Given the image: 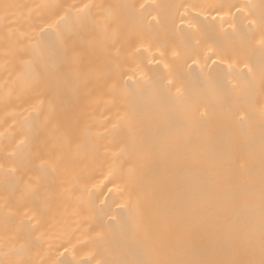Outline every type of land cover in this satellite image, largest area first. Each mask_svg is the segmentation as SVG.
Returning <instances> with one entry per match:
<instances>
[{
    "label": "bare ground",
    "instance_id": "6f19581e",
    "mask_svg": "<svg viewBox=\"0 0 264 264\" xmlns=\"http://www.w3.org/2000/svg\"><path fill=\"white\" fill-rule=\"evenodd\" d=\"M0 264H264V0H0Z\"/></svg>",
    "mask_w": 264,
    "mask_h": 264
}]
</instances>
